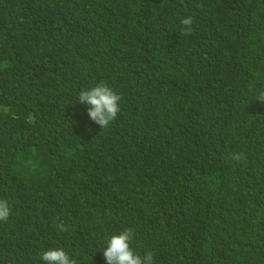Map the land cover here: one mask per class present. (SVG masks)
<instances>
[{"label":"trees","instance_id":"obj_1","mask_svg":"<svg viewBox=\"0 0 264 264\" xmlns=\"http://www.w3.org/2000/svg\"><path fill=\"white\" fill-rule=\"evenodd\" d=\"M261 91L264 0H0V264H106L127 228L152 264H264Z\"/></svg>","mask_w":264,"mask_h":264},{"label":"clouds","instance_id":"obj_2","mask_svg":"<svg viewBox=\"0 0 264 264\" xmlns=\"http://www.w3.org/2000/svg\"><path fill=\"white\" fill-rule=\"evenodd\" d=\"M192 17L181 20V24L187 26L183 30L184 35H189L194 29ZM121 95L114 92L106 83H99L91 87L90 90L80 91L78 100L82 104L88 105L87 114L89 118L101 128H107L110 122L114 121L121 112ZM258 99L264 102V91L258 95ZM242 153H237L234 159L240 161L244 159ZM12 214V208L5 200H0V221L7 223ZM61 232L69 230L63 222L56 225ZM134 235L132 228H127L119 234H113L107 241V246L103 250L106 264H152L153 253L148 252L145 260L133 251L130 241ZM46 264H77L75 259H71L63 248H55L44 251L40 257Z\"/></svg>","mask_w":264,"mask_h":264}]
</instances>
